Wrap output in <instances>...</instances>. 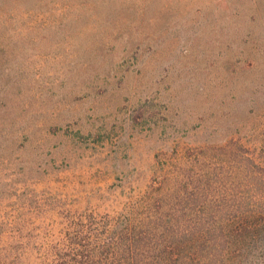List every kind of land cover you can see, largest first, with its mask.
Here are the masks:
<instances>
[{"label":"rangeland","instance_id":"rangeland-1","mask_svg":"<svg viewBox=\"0 0 264 264\" xmlns=\"http://www.w3.org/2000/svg\"><path fill=\"white\" fill-rule=\"evenodd\" d=\"M218 207L206 255L259 264L264 0H0V264H151Z\"/></svg>","mask_w":264,"mask_h":264},{"label":"trees","instance_id":"trees-1","mask_svg":"<svg viewBox=\"0 0 264 264\" xmlns=\"http://www.w3.org/2000/svg\"><path fill=\"white\" fill-rule=\"evenodd\" d=\"M262 203L256 204L257 207L262 209L261 207ZM191 207L187 206L183 210L186 212L190 210ZM242 208L239 209V211ZM182 210V211H183ZM192 210V209H191ZM244 212L249 211L248 208L243 209ZM191 212V211H190ZM213 218H215V214L219 213L217 219H214V223L211 222L210 218H201L200 222H193L192 224H185L184 222H181L180 216H177V212H174L173 214H170L172 216L171 220H163L160 224H158V227H162L163 236L165 235L168 241V246L170 247L171 251H166L164 254H156L160 245H155L152 247L153 254L152 256H148L149 260L151 261V264H218L219 260H217L214 257V254L206 255L208 251V246L216 247L217 244L215 240L213 239L212 234L216 233L217 231L223 232V225L221 220L226 217L225 214H223L222 208L218 207L214 209L213 211ZM168 213V212H167ZM203 215V212H202ZM241 216V215H240ZM161 219L160 216H156V221H159ZM210 220V221H209ZM115 221V228H113L112 232L115 233H123L121 231L123 230H117L116 226L120 224L118 220ZM165 223V224H164ZM93 224V223H92ZM185 224V225H184ZM184 225V226H183ZM222 225V226H221ZM247 231V229L245 230ZM264 224H255V241L256 238H258L259 241H263L264 239ZM77 239L73 240L72 238L69 240L70 244L72 245H80L83 246L88 243V237L84 235H77L75 237ZM197 240V246L192 248L194 246V243H190L192 240ZM157 242H161V240H157ZM187 242L191 244V247L186 251L185 254L183 253V250H180V243ZM85 243V244H83ZM112 249L113 246L110 244ZM168 246H165L167 249ZM102 246L101 248H103ZM121 248V246H120ZM119 249V248H118ZM174 250H177V252H174ZM76 252L72 251H64L59 256H57V259L52 264H96L101 263L102 260L100 259V254H103V250L100 248L98 250H92L88 248L83 252V250H75ZM97 251V253H96ZM122 248L120 249V255L122 254ZM262 252V251H261ZM104 255V254H103ZM106 255V256H105ZM104 255V259H107V254ZM262 259V256L260 257ZM112 264L117 260V257L112 258ZM141 259L136 258L135 264L140 263ZM259 264H264V260H260Z\"/></svg>","mask_w":264,"mask_h":264}]
</instances>
